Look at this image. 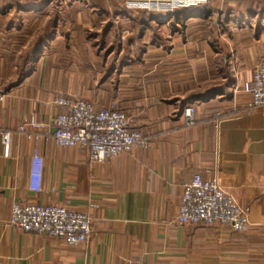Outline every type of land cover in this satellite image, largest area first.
Wrapping results in <instances>:
<instances>
[{
  "label": "crops",
  "instance_id": "crops-1",
  "mask_svg": "<svg viewBox=\"0 0 264 264\" xmlns=\"http://www.w3.org/2000/svg\"><path fill=\"white\" fill-rule=\"evenodd\" d=\"M74 1L0 0V127L12 132L8 155L0 134V264H264V109L244 111L250 96L232 92L264 58V0L171 11V0H152L163 9L124 15L137 32L128 37L119 4ZM155 29L172 36L153 38ZM14 57L24 62L15 68ZM60 94L125 111L151 147L93 162L84 148L58 146ZM31 118L29 138L19 127ZM197 173L249 209L246 232L178 224L183 184ZM18 202L89 212L92 234L69 246L25 232L8 223Z\"/></svg>",
  "mask_w": 264,
  "mask_h": 264
},
{
  "label": "built area",
  "instance_id": "built-area-1",
  "mask_svg": "<svg viewBox=\"0 0 264 264\" xmlns=\"http://www.w3.org/2000/svg\"><path fill=\"white\" fill-rule=\"evenodd\" d=\"M128 7L134 9H163L152 0H129ZM208 0H171L168 10L206 3ZM167 10V11H168ZM244 91L250 96L242 108L253 112L264 109V58L257 64L250 80L232 85V92ZM53 103L61 111L54 120L52 134L60 147H81L88 151L93 162H103L123 152L136 148L149 149L151 140L139 128L130 126L126 112L116 107H97L83 98L57 95ZM182 117L187 125L196 121V106L188 104ZM34 118L19 127L27 137L37 136ZM5 153H10L12 132L0 127ZM32 182L35 190H41L43 158L36 150L33 156ZM177 222L180 225L195 224L205 227H227L234 232L249 229V209L241 206L216 180L205 179L197 173L183 184ZM8 223L25 232L60 238L69 246L85 243L92 234V217L89 212L70 209L66 204H29L18 202L13 205ZM125 264H141L126 261Z\"/></svg>",
  "mask_w": 264,
  "mask_h": 264
},
{
  "label": "rangeland",
  "instance_id": "rangeland-1",
  "mask_svg": "<svg viewBox=\"0 0 264 264\" xmlns=\"http://www.w3.org/2000/svg\"><path fill=\"white\" fill-rule=\"evenodd\" d=\"M43 2H48L50 1V4H52L53 6H59V5H63V4H69V3H74L75 1L74 0H41ZM93 1H99V2H107L108 0H93ZM143 2H146V0H142ZM83 2V1H81ZM113 2L119 4L121 6V8L124 10V12H121L123 13L122 15H120L119 17V21H120V34L123 36V37H128L130 34L132 35H136V31H133V28L130 27V24H128V20H126V17H124V15H128V12L129 13H132L133 15H135L133 13V11L135 10H146V9H134V8H130L128 7L129 5V0H113ZM137 19L141 20V19H146L145 16H143L142 14L141 15H138L137 16ZM124 21V23L126 24H122ZM138 29H139V26H137ZM135 32V33H134ZM153 35L154 37L153 38H159V37H162L161 39H166V38H170L172 36V32L170 31V29L167 31H162V30H159V29H155L153 31ZM9 63L12 64L13 66H15V68L17 67V65H21L24 61L22 60V58H19V57H14V58H11V59H8ZM57 62L60 63V61H56V66L55 67H58L59 65H57ZM1 65V64H0Z\"/></svg>",
  "mask_w": 264,
  "mask_h": 264
}]
</instances>
